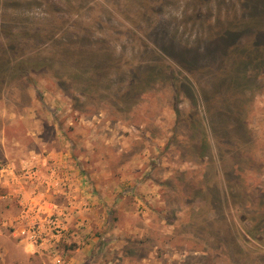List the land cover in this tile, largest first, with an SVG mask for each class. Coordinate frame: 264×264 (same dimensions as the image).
<instances>
[{
  "label": "rangeland",
  "instance_id": "obj_1",
  "mask_svg": "<svg viewBox=\"0 0 264 264\" xmlns=\"http://www.w3.org/2000/svg\"><path fill=\"white\" fill-rule=\"evenodd\" d=\"M19 1L0 264H264V0Z\"/></svg>",
  "mask_w": 264,
  "mask_h": 264
},
{
  "label": "trees",
  "instance_id": "obj_2",
  "mask_svg": "<svg viewBox=\"0 0 264 264\" xmlns=\"http://www.w3.org/2000/svg\"><path fill=\"white\" fill-rule=\"evenodd\" d=\"M23 1H25V0H20L19 2H23ZM57 1H59V2H61V1H64V0H57ZM19 4H21V3H19ZM34 29H32V31H33ZM259 66H260V68H262V69H264L263 67H264V58H260L259 60H257V62H256ZM153 72L151 73V72H148V74H147V76L145 77V80H149L150 78H152L153 76L152 75H154L155 73H156V69L155 70H152ZM232 105V104H231ZM232 107L234 108L235 106L234 105H232ZM232 112H233V109H232ZM234 113V112H233Z\"/></svg>",
  "mask_w": 264,
  "mask_h": 264
},
{
  "label": "crops",
  "instance_id": "obj_3",
  "mask_svg": "<svg viewBox=\"0 0 264 264\" xmlns=\"http://www.w3.org/2000/svg\"><path fill=\"white\" fill-rule=\"evenodd\" d=\"M39 195H40V194H38L37 196L39 197ZM37 202H38V201H37ZM39 204H40V205H44V204H41V203H39Z\"/></svg>",
  "mask_w": 264,
  "mask_h": 264
},
{
  "label": "built area",
  "instance_id": "obj_4",
  "mask_svg": "<svg viewBox=\"0 0 264 264\" xmlns=\"http://www.w3.org/2000/svg\"><path fill=\"white\" fill-rule=\"evenodd\" d=\"M35 236L34 235H32V238H34Z\"/></svg>",
  "mask_w": 264,
  "mask_h": 264
}]
</instances>
